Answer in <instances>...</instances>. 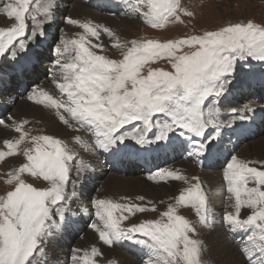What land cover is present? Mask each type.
<instances>
[{"label": "snow or ice", "instance_id": "1", "mask_svg": "<svg viewBox=\"0 0 264 264\" xmlns=\"http://www.w3.org/2000/svg\"><path fill=\"white\" fill-rule=\"evenodd\" d=\"M29 3L30 0H0L3 4L0 12L16 21L10 28H0V57L8 55L11 48V58L15 61L19 53L26 54L31 42L38 43L46 35V25L54 18L56 0H48L43 5L41 14L45 19L26 34L25 14L29 12ZM148 3V23L153 28H162L169 17L179 20L181 12L192 15L180 8L179 0H148ZM65 19L69 24H79L87 35L99 37V30L103 28L104 33L112 36L107 27ZM32 20L35 22L36 17L32 16ZM69 44L74 46L75 57L65 60L63 54L69 51ZM184 45L195 50L190 54H177ZM51 50L57 54L52 61L53 73L59 72L63 77V82L56 86L67 99L54 98L44 89L34 90L28 99L53 109L58 120L69 128L73 122L80 128L91 125L96 135L95 148L112 154L127 147L129 141L137 150L153 145L165 148L176 143L188 151L190 157L203 159L217 150L221 133L219 105L221 98L232 89L238 66L248 65L250 70L253 62L264 64V25L249 20L164 43L133 40L119 61L90 50L85 46L83 35L71 42L58 38ZM162 56L169 58L172 71L149 68L146 75L141 74L148 61ZM0 83H3L2 77ZM240 111L255 112V109L249 107ZM245 118L246 115L241 116ZM9 120L11 124L0 119V125L14 127L20 136L15 141H5L9 152L0 151V159L11 155L12 149L27 135L23 131L27 121L18 123L11 117ZM126 126H132L131 130ZM75 140L80 142L81 138L77 136ZM31 141L35 147L25 149L27 162L21 164L8 181L10 184L15 181L13 190L0 196V264H38L33 257L44 254V241L52 236L53 230L60 231L70 223L68 213L76 197L77 181L71 182L72 190L68 189V183L76 155L51 135H34ZM89 167L76 168L81 183L86 182ZM21 173L39 175L50 187L39 190L25 183L20 178ZM154 175L161 180H187L177 171L168 169H160ZM223 180L235 203L234 212H225L220 222L232 233L250 232L246 239L253 248L238 246L243 264H264V166H250L249 162L233 155L223 171ZM250 182L253 186H249ZM138 199L143 200V197ZM187 204L195 209L200 225L213 226L215 220L206 207L205 196L199 185L193 184L162 214L167 222L147 221L123 227L121 222L128 218L124 213H143L148 209L135 203L96 199L92 202L96 220L89 227L105 245L127 241L147 248L155 264H177V257L184 264H199L197 257L202 241L189 235L196 234V227L176 214L177 206ZM242 208L253 211L241 218ZM118 212L120 215H116ZM91 252L93 256L99 254L95 247ZM73 259L77 264L80 260L93 264L88 254L79 259L73 256Z\"/></svg>", "mask_w": 264, "mask_h": 264}, {"label": "rangeland", "instance_id": "2", "mask_svg": "<svg viewBox=\"0 0 264 264\" xmlns=\"http://www.w3.org/2000/svg\"><path fill=\"white\" fill-rule=\"evenodd\" d=\"M77 1H79V0H77ZM7 2H9V0H7ZM84 3L86 4V2H84ZM131 3H133L136 6L137 10L141 9L142 12H147L145 14V16L143 17V19L140 17V13H139L140 11H137V10L134 11V13L132 15L128 16L130 19H128V22L126 23L127 30H126V28L122 29V31H121L122 35H118L116 33L114 26H112L113 23H111V22L98 23L97 21H94L93 24L101 25L103 27H107L110 30V32L112 33V36H109L108 34L104 33L103 28H101L99 30L101 36L99 35V37H102L103 40L100 41V44H99V37H93V36L88 35L89 40L86 41L85 46L89 47L90 50L96 52L98 55H103L108 59L119 61L123 58V55L127 50V47H131V42L133 40L137 41L138 43H144V42H147L149 40L156 41L159 43H164V42H167L169 40L186 39L190 36L202 35L205 31L218 30L220 27L226 26L229 23H235V22L243 23V22H247L249 20L253 21L254 23L264 25V0H179L180 8L185 9L187 12H191L192 15H186L184 12H181V13H179V16H180L179 20H176L174 17H169L168 20H166L164 22V26L162 28H153L151 26V24L148 23V19L150 16V9L147 7V4H149L148 0H131ZM33 4H34L33 0H30L29 12H27L25 14L26 25H28V31L26 34H30L31 28L32 27L34 28V25L29 27V22H30V24H33V21H31V19H30V11H31V7ZM86 6H88V5L86 4ZM65 8L67 9V5L65 6ZM71 8H72V6L70 5V9ZM58 11L63 12L62 8L60 7V5L58 3V0H56V8L54 10V13L57 12V16L60 19H64L62 13H60ZM38 13L40 15H42L41 11H39V10H38ZM72 14H74V13H72ZM40 15L36 14L35 17H37V16L39 17ZM75 15H76V13H75ZM107 15H108L107 18H109L110 14L107 13ZM85 16L87 17V15H85ZM110 18L115 20L117 17H110ZM125 19H127V18H125ZM41 20H44V19L41 18ZM41 20L39 18L38 22ZM55 20L57 21V19H55ZM60 22H61L60 23L61 26L60 25L56 26L57 32H55L53 34L51 33V44H50L49 40H47L45 37L40 39V41L38 42V45L36 46V51H35L36 57H33L34 59L32 58V61L39 63L42 60V55H43L42 50L44 49V47L47 48V46H48L47 50L49 49L50 53L53 56L52 61L55 60L57 54L54 53L55 51L51 50V49H54V46L57 43L58 38H61V37L64 38L63 35H65V33H67L66 38H68L70 36H74L76 34V32H75L76 29L73 27L72 24L67 23L65 19L60 21ZM95 22H97V23H95ZM34 24H36V23H34ZM64 25H66L65 26L66 29L62 31L61 28ZM11 26H12V19L8 18L5 13L2 14V12H0V28H10ZM54 26H55V24H54ZM67 28L70 29V31L67 30ZM34 42H36V41H34ZM14 43H16V42H14ZM31 45H32V43H31ZM93 45H100V47H93ZM38 48H39V50H38ZM194 50H195L194 47L184 45L178 50L177 54H190ZM10 51H11V48L9 49V52ZM9 52H8V55L0 57V64H1V62L4 63L6 61V59L9 57ZM53 53H54V55H53ZM67 53L70 54L69 56H70L71 60L74 59L75 51H74L73 45H71V44L69 45V51ZM21 54L23 55V53H21ZM32 61H31V65H32ZM52 61L47 60L46 64H47V73L48 74L47 73L45 74L46 77L44 79H41L40 81L36 79V81L33 84L29 85L28 89L22 94V96H24V94L26 92H27L26 94H32L34 90L38 91L39 89H44L50 95L56 97V94H54V92L51 91L53 89L52 82H54L50 76L51 72L53 71V68H54ZM239 67L240 68L241 67L249 68L248 65L238 66V68ZM258 67H264V64H259V63L253 62L250 65V68L252 70H254ZM1 68L2 67L0 66V75H3ZM149 68L160 69V70H164V71H172L171 64L169 63V58L166 56H162L159 59L148 61V63L141 69V74L146 75ZM41 74H42V72L40 70H38L37 71V77L41 76ZM11 75L13 76V73ZM55 77H57V76H55ZM238 77L239 76L237 74L234 77V80H237ZM241 80L236 85H238V86L244 85L241 82ZM8 82L10 83V81H8ZM2 86L4 87V85H2ZM31 88H34V89L29 90ZM255 90H258V85H257V88ZM238 91H241V93H242L243 88H240ZM57 92H59V90H57ZM233 92L234 91L232 90V94H231V91H230V94L232 95V97H235L236 99H238V97L242 95V94L239 95L237 92H235V94H234ZM1 94H2V91L0 92V97H2V99H4V97H8L6 95H1ZM10 94L14 95L13 96L14 98H12V100H11V104L15 102V99H17L16 105L21 104V107L23 105H27V106L30 105V107L32 106L31 107L32 109L33 108L36 110L40 109L41 110L40 115L42 114L41 116L43 119L39 118V117H37L38 118L37 119L35 116L34 117L30 116L29 118H25L29 115L28 114L29 110L26 111L25 114H24V111H22L23 115L20 114V116H19L20 118H18L15 114L17 112L13 111V108L11 109V107L8 108V112L6 113V118H4V120L8 124H11L9 117L13 118L16 122L17 121L18 122L27 121V123L23 125V131L27 135L25 136V139L23 141H21V143L15 147V149H12L11 155H5L2 159H0V196H6L8 191L13 190L15 181H13L11 184L8 181L11 177V174L15 173L21 164L27 162L26 157L24 155L25 149L32 150L35 147L34 143L31 141V136H34V135H51L56 139H60L64 143V140L62 138L56 137V136L58 135V131L61 133L59 135L62 136L63 131H64L63 126H65V128L68 127V126L64 125L62 122H60L56 116H53L52 113H55V111L53 109H50L46 105L39 104L35 100H29L28 98H21L22 96L18 98V97H16V94L14 92L8 93V95H10ZM62 95H63L62 93H59V95H57V97L62 98L61 97ZM224 97H227V96H224ZM224 97L221 98V102H224V100H223ZM251 101H252L251 98L247 99V97H245V99L243 101L235 102V103L231 104L230 107L225 106L226 108H225L224 112L226 113V115L224 112H222L220 115V118L224 120V128H226V129L228 128L229 122L226 120L228 118V116L233 117L231 122L233 123V125L236 126V123L234 122L235 117H239V115H241L243 113L240 110L245 109L244 106H246L247 103H248L247 107L248 108L251 107V104H250ZM15 107L16 106H14V108ZM220 108H222V107L220 106ZM232 109H236L237 111L235 113H233L231 111ZM46 116L48 117V119H45ZM3 117L1 119H3ZM32 118H36V120H38L40 122L39 123L37 121L35 122V120ZM51 121H53L58 127H60L61 130H56L55 133L51 132V130L54 129V128H52L53 125H49V126L47 125L48 123H51ZM258 126H259L257 128L258 132H255L256 135L251 136L247 139H239L238 141L233 140L235 146L231 151H234L236 156L240 152L239 150H241L244 147H246V148L253 147L252 146L253 144L251 145V143H253L261 135H264V114H263V116H261ZM0 127L5 128L4 130H6V131H3V132L7 133V136H8L7 141H15V140L19 139L20 133L16 132L14 127H8L5 125H0ZM131 127L132 126H126L127 130H131ZM231 133H232V131H230V134ZM227 134H229V133H226V135ZM54 135H56V136H54ZM221 140L225 141L224 143H227V144L230 143V140L227 139V136L221 137ZM251 141H253V142H251ZM66 146L68 147V145H66ZM70 150L72 152H74L72 149H70ZM0 151L8 153L9 147L5 143L0 142ZM77 152L75 153L76 155H78ZM213 155H214V158H213L214 164L209 165V166H203L202 164H200L201 167H199V169H208L211 171H216V172L222 173V171H224V169L226 167V164H227L226 162H228L230 160V157L233 156V153L227 157V160L225 162H221V164H219L221 160L218 158V157H220L219 156L220 154L215 153ZM257 157L258 156H253V157L251 156L250 161L249 160L247 161L250 163V166H254V167H258V168L264 166V159L260 160V158L259 157L257 158ZM238 158L241 159V157H238ZM79 160H80V163H82L81 159H79ZM241 160H243V159H241ZM175 161L169 163V166L164 165L160 169H168V170L176 171V168H178L180 166L186 167L189 169H191V167L193 166V165H191L190 162H187V161L180 160V162H178V163H176ZM215 161H217V162L215 163ZM192 162L194 163V166H195V164H198V161H192ZM152 173H151V175H145V174L137 172L138 175H136V176L141 175L143 178L145 177L144 178L145 181L153 184L154 187L156 188V196H154V195L147 196V195H143V194H137V192L135 190L133 191V193L128 192L130 196H126V197L121 196V197H119V199H116V200H114L113 199L114 197L112 198V196H110V195H106V194L104 195L107 198V200H112L113 202H118V203H125L126 202V203H130V204L135 203V204L144 206L148 209L147 211H145L143 213H140V212H136V213H127L126 212V213H124V215L127 216L128 218L121 222V226L129 227V226H131L132 223H143V222H147V221H157V220H161L162 222H167V217L163 216L162 214L165 211H167L169 204L175 205L176 204V197L178 195H180V193L182 191L187 189V187L188 188L191 187V185H193V184H198L201 192L205 196L206 207H208L213 214V217L215 220V223L213 224V226L211 228H207V227H203L202 225H200L198 222V216L195 213V209L190 204L177 206L176 214L184 217V219H186L193 226L196 227V234L189 233V235L191 236V238L198 239V240L202 241V244L200 245V251H199V254L197 257L199 264H219V263L220 264H226L227 262L225 261V258H223V254L225 251H229L230 253L232 252L231 254L235 260L238 259V257H240V261L243 264L242 257H241V255H239V252H238V246L243 247L244 245H248V247L250 249L253 248V246L246 239L249 232H247L246 230H238L237 232L232 233V232L228 231L227 229H225L226 226L222 223H221L222 231L219 232L218 230L215 229L216 224L220 223L225 212H234V211H232L233 210L232 208H229V206L227 207V205H226V199L228 197H232V194L227 192V185H224V184H226V182L224 181V183L222 185V191H220V195H218L217 198L215 197L216 199H214V193H212V191H210V186L208 184H205L203 186L205 180L202 178L200 173L196 174V176L193 177L196 179L192 178L193 180L191 179L190 182L187 181V182H189V185H187V186L186 185L183 186L180 181H176V180H172V179L161 180L159 177H156ZM76 174H77L76 166L71 167L70 174H69L68 188H69L71 182L76 180V178H77ZM125 175H127V174H124L122 176H125ZM131 175H133V174H131ZM199 175H200V177H199ZM73 177H74V179H73ZM130 177H134V176H130ZM150 177H152V178H150ZM218 177H220V174L217 175V178ZM20 178L22 180H24L25 183H27V184H29V185H31V186L39 189V190H45L48 187H50V183L48 181H45L43 179V177H41L39 175L33 176L30 173H21ZM99 182H96L92 186V190H94L95 188L98 187ZM174 185L177 186V188L174 187ZM249 186H253L251 184V182H250ZM100 189L102 190V187H100ZM119 193H123V192L119 191ZM229 195H231V196H229ZM98 196L99 195L97 193H95L94 199H98ZM138 197H143V200L138 199ZM92 202L93 201L89 199L88 203L92 204ZM219 203L221 205L218 206V209L214 210L216 208L217 204H219ZM234 203H235V200H233V202H231V205L234 206ZM252 211H253L252 209L242 208L241 217L243 215L242 218H246L247 215L251 214ZM215 214H217V215H215ZM116 215H120V213L118 212V213H116ZM215 216H218V217L215 218ZM80 219L82 220V223H83V226L81 227V231H82L81 236L86 234L87 231L95 233V231L89 227V225L94 220H96L95 216H92V218L89 219V221L85 220L84 217H83V219H82V217ZM217 219H219V220H217ZM215 232H216V234H215ZM93 235H94V237L91 240L90 244H88V245L85 244L83 239L79 236L78 232H73V234L69 236L70 241L68 242L67 247L64 246V241L60 240L62 242V244H61V242H59L56 247H62V250L57 249V251L60 254L62 252L65 253V256H66L65 258L61 257V260L63 261L61 264H67V263L68 264H77V261L73 259V256H76L79 259L81 257H84L85 254H88V256L90 257L93 264H123L121 258L118 257L119 254L123 255L124 251L128 252V251H132V250L134 251L135 250L134 247L129 248L128 245L123 246V248L120 249V247H122V245H123V242L113 244V245H105L99 239V236L97 234L96 235L93 234ZM228 241H231V244H229L228 247H225V244H227ZM128 243H131V242H128ZM257 243H260L258 239H257ZM43 247L45 250L50 249L49 248L50 245H46L44 243H43ZM53 247L54 246H51V249H54ZM93 247H95L98 250V253H99L98 255H95V256L92 255L91 250ZM179 247L182 249V245ZM76 250H78V251H76ZM135 251H137V250H135ZM253 251L255 252L254 249H253ZM118 252H119V254H118ZM221 252H223V253H221ZM147 253H148L147 258H145L144 252H143L142 256L138 255V258L140 259V261L138 259H136L135 255H133V256L131 254H129V255L133 257L132 260L137 261L139 264H155V258L151 256L149 251H147ZM255 255L258 256L259 253L256 252ZM49 256L52 257L53 261H50V259H48L47 261H50V262H46L45 264H47V263L52 264V262H55L53 264H58L57 262L59 261V258L56 257L55 253L49 252ZM33 259H36L38 262V257H33ZM218 261H219V263H218ZM80 264H84L83 260H80ZM161 264H162V262H161ZM177 264H184V262L182 260H180L179 257H177Z\"/></svg>", "mask_w": 264, "mask_h": 264}, {"label": "bare ground", "instance_id": "3", "mask_svg": "<svg viewBox=\"0 0 264 264\" xmlns=\"http://www.w3.org/2000/svg\"><path fill=\"white\" fill-rule=\"evenodd\" d=\"M124 1L127 3V5L129 6L128 9H130L131 11L126 15L108 13V14H110V17H117L118 18V19L116 18L115 20L110 18V17L107 18V16H108L107 13H101L100 14L96 9L94 10L93 8H89L88 6H86L87 2L85 4L84 3L85 0H79V1H77V0H58V3L60 5V7L62 8V11L65 12V15H66L65 18L77 19L81 23H89L92 26L96 25V24H93L94 21H97L98 23L111 22V23H113L112 26H114L116 33L118 35H122V33H121L122 29L126 28V30H127L126 23L128 22V19H130L128 17V15H132V12L137 10L136 6L133 3H131L129 0H124ZM5 2H7V0H5ZM33 2H34V4L32 5L31 11H30L31 21H33L32 16H36V14L40 15L38 13V10L41 11L43 5H45L48 2V0H33ZM66 5H67V9L65 8ZM70 5L72 6L71 9H70ZM0 7H3V4H0ZM147 7L149 8V4H147ZM137 11H140L139 13H140V17L142 19L145 16V14L147 13V12H142L141 9L137 10ZM72 13H74V14H72ZM75 13H76V15H75ZM2 14H4V13H2ZM85 15H87V17ZM53 17L54 18L52 20L48 21L49 24L47 23V25H46L48 28L46 27V35L44 36L47 40H49L50 44H51V33L53 34V33L57 32L56 26H59L61 23L60 21L65 19V18L60 19L57 16V12L53 13ZM38 18H40V20H41V18L45 19V17L42 15H40L39 17L37 16L36 21L35 22L33 21V24H30V22H29V27H31L33 25H34V27H36V25L38 23V20H37ZM125 18H127V19H125ZM11 19H12V25L15 24L16 23L15 19L14 18H11ZM55 19H57V21ZM97 22H95V23H97ZM34 23H36V24H34ZM54 24H55V26H54ZM65 26L66 25H64L61 28L62 31L66 29ZM73 27L76 29V31H75L76 34L74 36H70V37L66 38L67 33H65V35H63V36L66 39V41L71 42L72 40H77V39L79 40L80 37L83 35V36H85V43H86V41L89 39H88V35L84 32V30L79 27V24L73 25ZM67 30L70 31V29H68V28H67ZM102 40H103L102 37H99V44H100V41H102ZM33 42H31L32 45H30L26 54L25 53H23V55L21 53L18 54L19 59L13 61V59L11 58V51H10L9 57L6 59V61L4 63L1 62L0 66L2 67L1 69H2V73H3V75H0V77L3 78V83H0L1 86L2 85L6 86L8 81L13 82V80L7 79V76H9V74L12 72V70H14V69L16 70L17 67L22 65V64L27 65V66L31 65L32 58L35 56L36 46L38 45L37 42H34V43ZM47 48H48V46H47ZM69 55H70L69 53H64L63 59L71 60ZM56 58H57V56H56ZM53 70H54V68H53ZM237 74L239 77L237 78V80H234L232 89L230 91L233 90L234 92H237L239 95H241L242 94L241 91H238V90L240 88H243L244 85H248V84H250V82H253V81L261 82V80L264 79V67H258L254 70H252L251 68L249 70V68H245V67L240 68L239 67L236 75ZM50 76H51L52 80L54 81V82H52L53 89L51 91L54 92V94H56V97L55 96H53V97L59 99L57 97V95L60 92H57V90H59V89L57 88L56 85L58 83L63 82L62 74L59 72H55V74H54L52 71ZM55 76H57V77H55ZM240 80L244 85H242V86L236 85L239 83ZM33 89L34 88H31L29 90H33ZM230 91L227 93V95H226L227 97L223 98L224 102H220L219 106L222 107V108H220L221 113L225 111V108H226L225 106L230 107L231 104L238 101V99H236L235 97H232V95L230 94ZM26 93L21 98H28V96L30 94H26ZM1 95H3V94H1ZM13 96H14L13 94H10V95H8V97H4L3 100L6 103L7 107L9 106V108L11 107V109L13 108V111L17 112V113H15V112L14 113L16 114V116L18 118H20L19 117L20 114L23 115L22 111H24V114H25V112L28 110L30 111V112L28 111L29 115L25 118H29L30 116H33V117L35 116L36 118L37 117L42 118V116H41L42 114L40 115V113H41L40 109H38V110H36L34 108L32 109L31 108L32 106L30 107V105H28V106L23 105L22 107H21V104L16 105L17 99H15V102L11 104V100H12V98H14ZM242 98L243 97H241V100H242ZM63 99H67L66 94L63 95ZM247 104H246V106H244L245 109L248 108ZM250 104H251L250 108L255 109V112H247V113L243 112L241 115H239V117H235L234 122L236 123V126L233 125V123L231 122L233 117L228 116V118L226 120L229 122V125H228L227 129L224 128V120L219 117L220 126H221V133H220L219 140L217 141V144H216V149H217L216 152H219L220 155H224V154L225 155H231L233 153V155L236 156L235 152L231 151L233 149V147H232L233 145H231V144H234V142H233V139L230 138V131L239 132V133L247 131V132H252V134H254L255 132H258L257 128L259 127L258 126L259 121H260L261 116H263V114H264V102L260 103V102H255L252 100L250 102ZM14 106H16V107L14 108ZM52 115L55 116V113H52ZM225 115H226V113H225ZM244 115H246L247 118L241 119V116H244ZM4 118H6V114L4 115L3 119ZM36 118H32V119H34L35 122L37 121L39 123L40 121L36 120ZM45 119H48V117L46 116ZM51 123L47 124L48 126L53 125L52 128H54V129H52L51 132L55 133L56 130H61V128L58 127L53 121H51ZM4 129L5 128L0 127V142H2V143H5V141H7V139H8L7 133L3 132V131H6ZM63 130L64 131H63L62 136L59 135V134H61L59 131H58V135L57 136L54 135V136L62 138L64 140L63 144L68 145V149H72L74 151L73 153H76L78 151L77 152L78 155L75 154L76 159L73 162L72 167H75V166H76V168L77 167H89V166L90 167H89V170L87 173L86 182L81 183L82 178L78 177V174H76V177H77L75 180V181H77V186L75 189L76 197L71 202V212L68 213L70 223L60 231L53 230L52 236L45 240L44 244L50 245V247H49L50 249L45 250L44 254L42 256L38 257V264H45L46 262L53 261L52 257L49 256V252L55 253L56 257L59 258V261L57 263L61 264L63 262L61 260V257L65 258L66 256H65V253L62 252L60 254L57 251V249L62 250V247H56V246L59 242L64 241V246L67 247V244L70 241L69 236L72 235L73 232H78L79 236L83 239V241L87 245L90 244L91 240L93 239V237H94L93 234L98 235V233H96V232L93 233V232L87 231L86 234L81 236L82 235L81 227L83 226L82 220L80 219L81 216L84 217V219L87 221H89V219H91L92 216H95L96 209L92 206L91 203H88L89 199L92 201L96 200V199H94L95 193H97L99 195L98 199H106V200H107V198L104 196L105 194L112 196V198L114 197L113 199L116 200V199H119V197H121V196H124V197L130 196L129 193H133L134 190L137 192V194H143V195H147V196H150V195L156 196V188L154 187L153 184L145 181L144 180L145 177L143 178L141 175L136 176V175H138L137 173H134L133 175L127 174L125 176H122V175L116 174V173H114L108 169L107 164L103 163V157L100 155L99 149L95 148L96 135H95V132L93 129L90 131L85 130L83 128H80V125L75 124L73 122L71 128H69V127L65 128V126H63ZM226 133H229V135L228 134L226 135ZM77 136H79L81 138L80 142H77L75 140V137H77ZM223 136H227V139L230 140L229 144L224 143L225 141L221 140V137H223ZM253 141H251V142H253ZM174 144L175 143H170L169 146L165 147V148H157L155 145H153L152 148L160 150V151H164V150L171 151V148L173 147ZM251 145L253 147H250V148L244 147L241 150H239L240 152L239 153L237 152L238 153L237 157H241V159H243L245 161H248V160L250 161L251 156L252 157L258 156L260 158V160L264 159V135H261L253 143H251ZM147 148L148 147L141 149V150H137V148L133 145V142L129 141L127 147H125L123 149H124V151H127V150L144 151ZM109 155H111V154H109ZM186 157H187V153L180 154L178 156L179 159H177L175 161L176 163L180 162V160L187 161V162H190L191 165H193L191 167V169L186 168V167H182V166L176 168V171L179 174H181L187 178L186 181H180L181 184L183 186L189 185L190 180L193 177H195L196 174L200 173L202 178L205 180L203 186L205 184H208L210 186V191H212V193H214V199H216L217 196L220 195V191H222V185L224 183L223 171H222V173H219V172L211 171L208 169H199V167H201L200 162H198L199 165L195 164V166H194V163L192 162V160H189ZM79 159H81L82 163H80ZM168 166H169V164H168ZM203 166H205V165H203ZM157 171L158 170L154 171L152 174H155ZM218 174H220V177L217 178ZM130 176H134V177H130ZM199 177H200V175H199ZM73 179H74V177H73ZM187 181H189V182H187ZM96 182H99V185L97 188L92 190V186ZM224 185H226V184H224ZM100 187H102V190L100 189ZM174 187L177 188V186H175V185H174ZM68 189L72 190V183L70 184ZM119 191H121L123 193H119ZM229 196H231V195H229ZM233 200H235V198L233 196L228 197L226 199V205H227V207L229 206V208H232L233 209L232 211H234V206L231 205V202H233ZM116 203H118V202H116ZM219 205H221V204L220 203L217 204V206L214 210L218 209ZM215 215H217V214H215ZM216 217H218V216H215V218ZM242 217H243V215H242ZM217 220H219V219H217ZM215 229L218 230L219 232L222 231L221 222L216 224ZM225 229H227V228H225ZM215 234H216V232H215ZM249 234H250V232H249ZM61 244H62V242H61ZM229 244H231V241H228L227 244H225V247H228ZM51 246H54L53 247L54 249H51ZM132 247H134V249L137 251H135V250L134 251L132 250L133 252L132 251H128V252L124 251L123 255L119 254V252H118V254H119L118 257L121 258L123 264H137L138 263L137 261L132 260V258H133L132 256L135 255L136 259H138L140 261V259L138 258V255L142 256L143 252H144L145 258H147V256H148L147 251H149L147 248H144L140 245H135V244L131 243L130 248H132ZM121 248H123V245H122V247H120V249ZM221 253H223V252H221ZM231 253L229 251H225L223 254V258H225V261L227 262L226 264H242L240 261V257H238V259L235 260ZM129 254H131L132 256H130ZM48 259H50V261H47ZM53 263H55V262H52V264ZM218 263H219V261H218Z\"/></svg>", "mask_w": 264, "mask_h": 264}]
</instances>
